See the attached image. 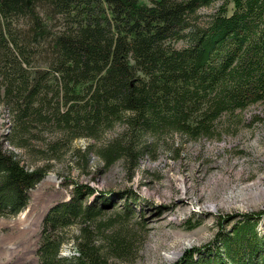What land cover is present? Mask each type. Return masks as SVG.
<instances>
[{"label":"trees","instance_id":"obj_1","mask_svg":"<svg viewBox=\"0 0 264 264\" xmlns=\"http://www.w3.org/2000/svg\"><path fill=\"white\" fill-rule=\"evenodd\" d=\"M255 105H264V0H0V217L24 211L48 172L31 157L24 165L16 149L61 160L76 140L118 126L83 152L84 167L94 153L105 169L121 162L133 173L173 136L235 134ZM134 196L73 182L70 199L43 219L39 264L131 259ZM262 218L242 215L175 264H264Z\"/></svg>","mask_w":264,"mask_h":264},{"label":"rangeland","instance_id":"obj_2","mask_svg":"<svg viewBox=\"0 0 264 264\" xmlns=\"http://www.w3.org/2000/svg\"><path fill=\"white\" fill-rule=\"evenodd\" d=\"M212 10L202 9L201 13ZM243 118L244 125L235 134L221 139L194 142L173 136L158 148L157 159L142 160L133 173L121 162L105 169L94 153L88 155L84 167L83 152L114 137L121 130L118 126L99 139L76 140L73 151L61 160L48 161L16 149L24 165L33 159V167L49 166L44 179L31 190L27 208L17 216L0 217V264H39L37 249L43 219L54 205L70 199L73 182L88 184L100 192L135 194L138 216L132 225L139 240L134 256L116 264H175L188 250L209 247L223 226L230 229L242 215L264 210V105L250 107ZM45 137L50 139L51 135ZM43 143L34 140L33 146L39 148ZM77 149L81 152L74 151ZM117 203L125 202L117 199ZM22 215L26 217L21 222ZM227 216L229 221L220 225V217ZM187 221L200 224L190 229ZM261 222L260 231H264V218ZM79 232L74 226L68 237L72 239ZM69 253L67 244L63 254Z\"/></svg>","mask_w":264,"mask_h":264},{"label":"bare ground","instance_id":"obj_3","mask_svg":"<svg viewBox=\"0 0 264 264\" xmlns=\"http://www.w3.org/2000/svg\"><path fill=\"white\" fill-rule=\"evenodd\" d=\"M2 121H3V120H2ZM25 217H26L25 215H22V216L20 217V218H21V219H20V220H21V222H22V220H24V219H25ZM25 222H26V221H25Z\"/></svg>","mask_w":264,"mask_h":264},{"label":"water","instance_id":"obj_4","mask_svg":"<svg viewBox=\"0 0 264 264\" xmlns=\"http://www.w3.org/2000/svg\"><path fill=\"white\" fill-rule=\"evenodd\" d=\"M261 212H264V210H262ZM214 242V240L211 242V244ZM210 245V244H209Z\"/></svg>","mask_w":264,"mask_h":264}]
</instances>
